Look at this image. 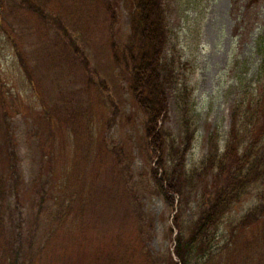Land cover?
<instances>
[{
  "label": "rangeland",
  "instance_id": "obj_1",
  "mask_svg": "<svg viewBox=\"0 0 264 264\" xmlns=\"http://www.w3.org/2000/svg\"><path fill=\"white\" fill-rule=\"evenodd\" d=\"M28 1L43 15L19 0L0 2V84L11 106L21 178L18 197L5 202L8 248L0 249V264H173L172 223H180L187 238L200 195L191 191L188 205L176 212L181 198L175 196L172 207L156 189L144 117L128 90L127 70L111 54V45L121 49L130 34L126 2ZM163 5L162 59L173 71L163 125L167 152L192 131L184 167L188 173L199 170L211 144L223 153L232 110L241 101L243 114L251 117L249 138L260 140L240 141L263 147L264 0H163ZM200 180L194 177L197 186ZM262 190L264 180L211 232L218 252L226 244L234 248L233 264H264V222L235 236L236 223ZM76 195L83 199L73 200L65 216ZM78 207L84 208L81 216ZM197 256L189 264H225L220 253L210 261Z\"/></svg>",
  "mask_w": 264,
  "mask_h": 264
},
{
  "label": "trees",
  "instance_id": "obj_2",
  "mask_svg": "<svg viewBox=\"0 0 264 264\" xmlns=\"http://www.w3.org/2000/svg\"><path fill=\"white\" fill-rule=\"evenodd\" d=\"M2 0H0L1 2ZM129 13L130 34L121 49L111 45L113 60L127 70V87L137 110L144 117L143 129L146 145L152 158L151 175L156 189L164 200L172 207L175 205V196L181 198L176 202L177 211L188 205L186 195L191 191L200 195L198 201V215L190 222L188 237L181 233L182 225L173 221L177 230L173 255L176 259L173 264H189L193 255L201 260L210 261L220 253L227 259H238L233 247L228 244L224 251L218 252L219 246H212L210 237L221 218L229 212L241 198L248 193L250 187L264 180V145L257 146L255 141L244 145L240 140H260L249 138L247 128L251 117L247 112L243 114L242 105L232 110L231 126L228 132L229 141L222 154L218 148L211 147L202 161L199 170L190 173L185 170V154L192 139V131H186L184 140L176 148L171 145L167 152L168 133L163 125L168 111V92L173 82V71L163 61V52L167 41L165 25V10L163 0H124ZM27 9L36 15H43L41 9L28 0H19ZM1 8V5H0ZM58 20V19H56ZM55 20L53 19V22ZM59 28L61 23H57ZM66 35L65 28L62 29ZM76 49L72 41L69 42ZM19 54L21 67L29 77V67ZM0 84V249L8 248L5 245L3 225L6 221L5 205L9 196L18 197L21 186L20 173L17 167L18 157L14 149V135L10 129V105ZM251 104L247 103V108ZM45 120L52 125L50 113L45 110ZM247 117V118H246ZM243 119H245V124ZM209 179L203 181V176ZM194 177L201 179L200 185L195 183ZM83 199L76 195L63 212L66 216L75 204ZM79 208V207H78ZM84 208H79V216L83 215ZM62 217V214L60 215ZM264 222V190L258 194V202L248 209L235 225V236L253 226L257 221ZM238 233V234H237ZM248 250V249H247ZM249 256V253L246 255ZM246 257V258H247ZM171 259V258H170ZM241 261L243 259L241 258ZM13 260L9 263L12 264ZM205 263V262H203Z\"/></svg>",
  "mask_w": 264,
  "mask_h": 264
}]
</instances>
